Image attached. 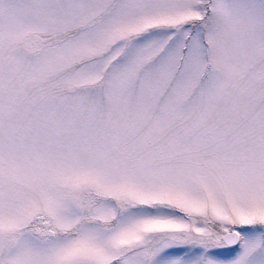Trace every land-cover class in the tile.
<instances>
[{
  "label": "snow or ice",
  "instance_id": "snow-or-ice-1",
  "mask_svg": "<svg viewBox=\"0 0 264 264\" xmlns=\"http://www.w3.org/2000/svg\"><path fill=\"white\" fill-rule=\"evenodd\" d=\"M0 264H264V0H0Z\"/></svg>",
  "mask_w": 264,
  "mask_h": 264
}]
</instances>
